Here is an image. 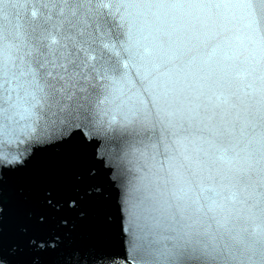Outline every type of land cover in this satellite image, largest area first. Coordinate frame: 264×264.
<instances>
[{
    "label": "snow or ice",
    "instance_id": "1",
    "mask_svg": "<svg viewBox=\"0 0 264 264\" xmlns=\"http://www.w3.org/2000/svg\"><path fill=\"white\" fill-rule=\"evenodd\" d=\"M0 264H264V0H0Z\"/></svg>",
    "mask_w": 264,
    "mask_h": 264
}]
</instances>
